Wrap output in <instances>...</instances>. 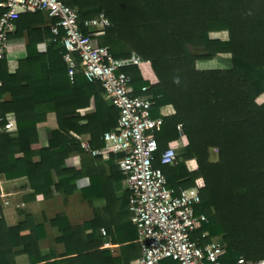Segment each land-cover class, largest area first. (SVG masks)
Listing matches in <instances>:
<instances>
[{
	"label": "trees",
	"instance_id": "obj_1",
	"mask_svg": "<svg viewBox=\"0 0 264 264\" xmlns=\"http://www.w3.org/2000/svg\"><path fill=\"white\" fill-rule=\"evenodd\" d=\"M67 3L79 10V23L86 33L85 21L106 13L111 24L96 39L109 46L116 58L136 53L150 61L158 79L155 84L144 80L136 65L125 71L132 77L134 94L149 86L154 117L161 116L163 106L175 109L155 130L159 149L154 166L163 170L168 186L176 192L199 189L201 203L196 211L206 214L208 220L194 237L205 231L209 237L202 239L204 243L219 237L227 248L222 258L225 264H236L241 256L264 258V0ZM47 21L55 23L57 18L41 11L21 15L15 35L27 31V56L19 60L15 73H10L7 59L2 64L1 93H11L12 100L0 97V174L7 179L26 177L33 196L43 194L46 199L55 193L71 194L83 181L88 184L80 187L84 196L110 198L114 182L124 180V175L118 164L121 155L103 137L118 130L119 109L106 99L100 82L88 81L81 72L74 80L70 78L61 37L54 40L52 28L42 26ZM214 33L220 35L214 37ZM219 55H229L231 66L198 68L199 61ZM92 102L95 111L82 116L78 110ZM51 113L56 124L49 129V145L39 147L38 124ZM82 119L87 123L81 124ZM9 122L16 124V131L5 129ZM180 124L186 144L177 150L176 163L162 164V152L180 138ZM84 133L91 136L90 149L109 152V160L88 154L75 136ZM212 148L218 150L217 161L210 160ZM76 153L81 161L67 166ZM35 155L38 161H34ZM130 196L126 191L123 205ZM53 224L62 233L57 240L67 245L64 258L77 262L82 247L76 244L73 248L70 242L78 243L85 228L72 226L65 215H58ZM7 229L0 220V239ZM19 230L18 226L9 228L14 237ZM95 237L101 245L95 235L89 241L91 247ZM34 243L32 231L23 250L32 261ZM101 253L102 261L112 264H130L132 259L126 251L120 257L109 250ZM5 259L6 252L0 251V262Z\"/></svg>",
	"mask_w": 264,
	"mask_h": 264
},
{
	"label": "built area",
	"instance_id": "obj_2",
	"mask_svg": "<svg viewBox=\"0 0 264 264\" xmlns=\"http://www.w3.org/2000/svg\"><path fill=\"white\" fill-rule=\"evenodd\" d=\"M67 2L0 1V97L4 87L2 64L14 46L11 35L16 31L17 20L23 14L38 11L56 17L57 21L51 24L52 33L54 40L61 37L70 78L74 80L81 72L88 81L100 82L106 99L119 109L118 130L106 132L103 138L112 144L114 153L121 155L118 164L125 187L131 193L129 209L141 247L139 264H225L222 258L227 248L219 237L205 243L202 239L209 237L207 231L201 237H194L208 220L206 214L196 211L201 203L199 189L190 187L176 192L168 186L163 170L154 166L159 149L155 130L164 123L163 117L171 114L164 112L163 106L161 116H153V98L147 95L149 86H143L141 94H134L132 77L125 69L141 66L145 60L136 53L116 58L109 46L100 45L96 39L111 24L106 13L85 21L86 33L79 23V10ZM5 129L14 131L16 124L9 122ZM178 129L180 138L162 152V164L176 163L177 150L186 144L181 124ZM84 147L93 155L109 156V152L92 150L86 143ZM101 231L107 236L105 228ZM236 264H264V258L249 260L241 256Z\"/></svg>",
	"mask_w": 264,
	"mask_h": 264
},
{
	"label": "crops",
	"instance_id": "obj_3",
	"mask_svg": "<svg viewBox=\"0 0 264 264\" xmlns=\"http://www.w3.org/2000/svg\"><path fill=\"white\" fill-rule=\"evenodd\" d=\"M52 23V21H47L42 26L51 27ZM17 31L18 26L11 35L14 46L9 52L8 58H6L10 73H15L19 66V60L27 56L29 42L27 31L25 30L22 36L15 35ZM96 37H99V35ZM137 67L144 80L149 81L151 84L157 83L158 79L150 61H145L143 65ZM2 99L10 101L12 100V94L9 92L4 93ZM94 111V102L89 107L78 110L82 116ZM163 111L172 114L175 109L172 105H166L163 107ZM85 123H87V120L82 119L81 124ZM55 124L54 113L49 114L46 121L38 124L39 147H48L49 129L54 127ZM75 136L82 141L83 145L86 143L90 147L91 136L89 133L75 134ZM88 154L99 156L93 155L89 151ZM101 156L107 161L110 158V153L108 157L103 154ZM33 159L38 161L39 156L35 155ZM79 161H81L80 154H72L67 161V166H75ZM106 172L107 175H111L112 172L109 166H106ZM86 185L88 184L83 181L81 186L78 185L79 187L75 192L67 195H57L53 190L54 196L46 199L43 194L33 196L26 177L7 179L4 174H0V220L5 221L8 228L7 235H3V238L0 239V251L6 252L7 259L1 261L0 264H112L102 261L101 250H109L114 257H120L126 251L132 258L130 264H139L141 247L136 225L132 222V214L129 212L130 200L123 205L126 191H128L124 180L114 182V195L110 198H108L109 196L100 195L84 196L80 187ZM58 215H65L74 227L85 228L78 238V243L70 242L73 248L76 244L82 247V254L77 258V262H71L76 260H69L63 256L66 253L67 245L57 240L62 233L53 224ZM87 224H90V226L86 227ZM17 226L20 229L17 237L11 236L9 228ZM102 228L106 229L107 236L102 234ZM32 231L35 236L34 261L31 260L28 254L23 252L27 235ZM95 235L99 237L101 245H98L99 241L95 237L94 246L91 247L89 241ZM106 242H110L111 246H107ZM90 252L93 253L92 259L89 258Z\"/></svg>",
	"mask_w": 264,
	"mask_h": 264
},
{
	"label": "rangeland",
	"instance_id": "obj_4",
	"mask_svg": "<svg viewBox=\"0 0 264 264\" xmlns=\"http://www.w3.org/2000/svg\"><path fill=\"white\" fill-rule=\"evenodd\" d=\"M220 34L214 33L213 36L217 37ZM198 68L200 69H212V68H228L231 66V58L229 55H219L215 59L212 60H201L197 63ZM210 160L217 161L218 160V150L212 148L210 150Z\"/></svg>",
	"mask_w": 264,
	"mask_h": 264
}]
</instances>
